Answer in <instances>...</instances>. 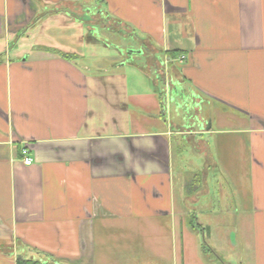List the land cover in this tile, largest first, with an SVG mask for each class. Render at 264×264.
<instances>
[{"label": "crops", "instance_id": "0c3cea01", "mask_svg": "<svg viewBox=\"0 0 264 264\" xmlns=\"http://www.w3.org/2000/svg\"><path fill=\"white\" fill-rule=\"evenodd\" d=\"M198 215L264 264V0H0V264L183 253Z\"/></svg>", "mask_w": 264, "mask_h": 264}, {"label": "rangeland", "instance_id": "374dc122", "mask_svg": "<svg viewBox=\"0 0 264 264\" xmlns=\"http://www.w3.org/2000/svg\"><path fill=\"white\" fill-rule=\"evenodd\" d=\"M98 36H102L112 40L110 46L113 48H116L114 47L115 45L121 46L120 41H118L119 36H117V34L116 35L107 34V33L103 34V32H101L99 33ZM108 54H109L108 57H113L112 55L114 53L110 51ZM85 57L87 59L89 58L87 55H85ZM80 63L82 64L83 62ZM86 64L88 65L90 64V59ZM83 65L85 64L83 63ZM111 72L112 74H121V73L126 74L127 78L131 77L129 76V74H127L129 73L128 67L114 69L111 70ZM185 83L187 85L191 84L189 81ZM205 111L203 112L204 114L208 115L207 113L209 112L208 116H213L214 114L217 113L218 109L213 107L212 110L209 107H206ZM228 116H232L231 112ZM215 143H217V140L215 141ZM213 147L214 149L216 148L215 146ZM219 168L220 170L215 172V177H212V174L214 173H211V176L209 178V183L211 185V188L209 191L210 193L207 196L208 197L207 200H209L210 204L215 194L214 192L215 189L213 188V185L215 184L217 186L223 183L224 181H230L233 178V175H230L229 173H225V171H222L221 164ZM177 178L179 180L182 179V175L178 174ZM228 190L229 189L227 188V191ZM229 191L231 192L232 189ZM197 206L199 207V205ZM198 216L199 218H197L195 224L201 225L200 228H203V233L200 232L199 236L197 233L192 235L185 234L184 238H185L186 246H184L185 248L183 250V253L180 250V238L179 236H174V235L173 237L169 235L161 251H154V252L152 249H148L149 247H145L147 249H142L141 242L136 244L134 251H129V252L114 251L112 249L114 248L113 246H115L116 242L114 243L113 240L112 241L110 240V242L106 246V248H110L109 249L110 251L109 250L104 251V257L102 259L99 257L100 252L96 251L94 256V260H95L94 263L95 264H236L235 250L229 248L228 246L229 239H230V243L232 241V236L230 235V232L232 233L233 231V227L235 225L234 220L226 219L222 221H217L213 219H207L206 217L201 218V215ZM177 222L183 223V227L179 228V226L177 225L178 226L177 233L181 228L182 230L184 229V231L187 232L189 231L187 222L185 220L178 219ZM167 223L169 225L170 222L168 221ZM114 227L118 228L117 226ZM197 237L200 238L202 243L204 242L210 246H213L216 250V254L210 252L209 257L207 259L200 258L197 255V252L194 250V244H196ZM115 239L116 241H118L117 238ZM135 239H136L135 242H137L138 238L136 237Z\"/></svg>", "mask_w": 264, "mask_h": 264}, {"label": "built area", "instance_id": "2783aa9c", "mask_svg": "<svg viewBox=\"0 0 264 264\" xmlns=\"http://www.w3.org/2000/svg\"><path fill=\"white\" fill-rule=\"evenodd\" d=\"M22 154L24 155V165L29 166L31 164V159H29L27 156V150H23Z\"/></svg>", "mask_w": 264, "mask_h": 264}, {"label": "trees", "instance_id": "16d2710c", "mask_svg": "<svg viewBox=\"0 0 264 264\" xmlns=\"http://www.w3.org/2000/svg\"><path fill=\"white\" fill-rule=\"evenodd\" d=\"M44 257H48L45 253H41ZM36 264H40L39 262Z\"/></svg>", "mask_w": 264, "mask_h": 264}]
</instances>
